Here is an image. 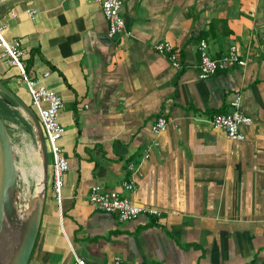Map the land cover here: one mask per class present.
Returning <instances> with one entry per match:
<instances>
[{"label": "crops", "instance_id": "obj_1", "mask_svg": "<svg viewBox=\"0 0 264 264\" xmlns=\"http://www.w3.org/2000/svg\"><path fill=\"white\" fill-rule=\"evenodd\" d=\"M121 15L131 34L110 37L97 0H0L4 39L63 100L69 169L61 203L47 186L28 264H264V0H123ZM202 40L214 58L236 45L247 64L200 79ZM0 80L37 114L1 56ZM237 101L252 119L243 140L211 123ZM93 185L162 215L121 221L93 207Z\"/></svg>", "mask_w": 264, "mask_h": 264}, {"label": "built area", "instance_id": "obj_2", "mask_svg": "<svg viewBox=\"0 0 264 264\" xmlns=\"http://www.w3.org/2000/svg\"><path fill=\"white\" fill-rule=\"evenodd\" d=\"M102 7L105 18L108 22V35L114 37L120 34H131L126 29V23L121 15L123 0H97ZM36 11H28L29 16L34 17ZM3 27L0 26V47L3 49L1 58H5L10 65L16 66L30 93L32 105L37 111L38 118L44 133L46 148L52 157V187L58 203L63 197V186L65 173L69 169V161L66 158L59 141L65 133V127L59 120V113L63 108L62 98L53 90L48 89L41 83V79H35L28 75L23 63L25 51L18 39L7 41L2 35ZM264 39V37H263ZM157 51L164 53L172 52L173 46L169 42H161L156 46ZM201 58L199 63L198 77L207 79L219 71H226L237 65H246L247 61L241 58L236 45H232L222 56L214 58L208 52L207 43L202 40L199 45ZM173 65L179 67L177 53L170 55ZM48 73L45 74V76ZM236 108L228 113H220L211 119L216 128L224 129L227 137L232 140H243L245 135L241 132L240 126L250 124L251 117L239 110L238 101L234 103ZM168 127V120L160 116L152 126L154 133H160ZM48 153V152H47ZM125 188L132 189L133 184L124 183ZM89 200L94 208L118 215L121 221L133 220L140 215L160 217L162 211L151 206H142L134 203L131 199L121 195L117 190H107L99 185H93L89 193ZM73 264H91L78 255L74 256ZM113 264H123L117 257Z\"/></svg>", "mask_w": 264, "mask_h": 264}, {"label": "water", "instance_id": "obj_3", "mask_svg": "<svg viewBox=\"0 0 264 264\" xmlns=\"http://www.w3.org/2000/svg\"><path fill=\"white\" fill-rule=\"evenodd\" d=\"M3 100L16 104L29 119L38 146L43 190L22 208L17 156L11 135L0 114V264H28L40 228L47 189L49 160L44 133L34 110L0 80Z\"/></svg>", "mask_w": 264, "mask_h": 264}, {"label": "rangeland", "instance_id": "obj_4", "mask_svg": "<svg viewBox=\"0 0 264 264\" xmlns=\"http://www.w3.org/2000/svg\"><path fill=\"white\" fill-rule=\"evenodd\" d=\"M0 95L2 98L4 97L3 94ZM2 98H0V114L1 116H3V118H6L5 120H7L6 124L8 127V131L11 135V139L13 141L14 148L16 151L17 164L19 166H27L30 170V167H33V165L40 163L38 146L32 126L31 124H26V122L23 121V119L21 118V113H23V111L16 104L12 105L13 107H10L9 109L4 107ZM47 152L50 170L48 173L47 186L48 189H50L52 180V157L48 148ZM30 162L31 165H29ZM19 185L21 191V201H23L24 203L29 202L34 197L35 186L33 187L32 183V186L25 191L26 182L22 170H19Z\"/></svg>", "mask_w": 264, "mask_h": 264}, {"label": "bare ground", "instance_id": "obj_5", "mask_svg": "<svg viewBox=\"0 0 264 264\" xmlns=\"http://www.w3.org/2000/svg\"><path fill=\"white\" fill-rule=\"evenodd\" d=\"M29 165H31V162ZM30 168L31 169L29 170V167H27V166H24V165L19 166L18 165V169L23 171V175L25 178V182H26L25 191L29 187H31L32 183H33V187L35 186V189H34V197H35L39 192H41L43 190V173H42V170L40 167V163L33 165V167H30ZM23 195H24V193H23ZM28 206H29V202L22 204L23 209H27Z\"/></svg>", "mask_w": 264, "mask_h": 264}]
</instances>
